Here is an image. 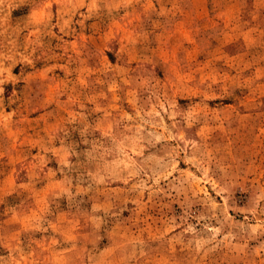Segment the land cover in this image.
<instances>
[{"label": "rangeland", "instance_id": "obj_1", "mask_svg": "<svg viewBox=\"0 0 264 264\" xmlns=\"http://www.w3.org/2000/svg\"><path fill=\"white\" fill-rule=\"evenodd\" d=\"M0 264H264V0H0Z\"/></svg>", "mask_w": 264, "mask_h": 264}]
</instances>
